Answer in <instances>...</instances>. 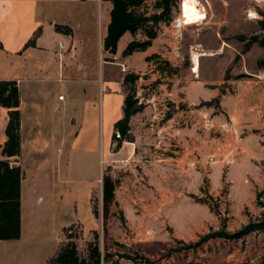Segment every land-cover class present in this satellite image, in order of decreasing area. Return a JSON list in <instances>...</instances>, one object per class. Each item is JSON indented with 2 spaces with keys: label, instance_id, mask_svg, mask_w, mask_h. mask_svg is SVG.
I'll return each mask as SVG.
<instances>
[{
  "label": "crops",
  "instance_id": "obj_1",
  "mask_svg": "<svg viewBox=\"0 0 264 264\" xmlns=\"http://www.w3.org/2000/svg\"><path fill=\"white\" fill-rule=\"evenodd\" d=\"M111 8L103 0H0V81H15L20 101V154L9 160L22 173L20 237L0 242L21 243L23 221L34 202L59 208L72 190L78 215L86 214L76 219L89 221V194L101 183L102 198L107 167L128 171L115 187L113 202L127 222L148 223L160 215L170 221L191 207H203L209 215L206 204L190 199L205 182L209 195L219 192L224 179L231 190L237 181L250 182L264 198V82L225 81L222 68L214 77L200 62L215 60L194 53L190 69L178 71L182 50L177 59L178 42L165 24L144 51L123 55L130 42L147 40L141 31L126 32L111 54L103 49ZM55 25L70 33L56 32ZM31 40L34 45L24 49ZM157 57H167L173 72L159 69ZM129 74L138 76L135 91L143 96H168L175 113L202 105L236 134L208 138L194 125L177 130L168 125L158 133L150 126L151 109L144 106L129 120L130 140L115 143L114 124L123 117V80ZM7 121V110L0 107V146L7 139ZM74 153L82 177L63 196L60 175L65 157Z\"/></svg>",
  "mask_w": 264,
  "mask_h": 264
},
{
  "label": "rangeland",
  "instance_id": "obj_2",
  "mask_svg": "<svg viewBox=\"0 0 264 264\" xmlns=\"http://www.w3.org/2000/svg\"><path fill=\"white\" fill-rule=\"evenodd\" d=\"M199 2L206 19L197 17L194 0H177L172 9V21L168 27L183 55L181 67L177 70L190 69L194 53L201 55L200 59L208 57L215 60L213 64L200 62L202 69H207L214 77L218 75L217 70L222 68L221 77L224 80L247 82L256 79L264 82V68L256 65L264 57V50L259 46V42L264 40V30L261 29L264 0ZM156 10L153 0H146L139 8V11L149 15ZM178 17L183 19L184 29L173 28ZM246 44H250V47L245 52ZM163 68L173 72L167 66ZM77 158V153L65 157L64 172L58 185L60 195L69 194V186L82 177ZM127 172L122 168L107 167L103 176L111 174L117 186ZM204 188V194L194 196L196 200L190 199L195 203L204 199L209 195L206 182ZM258 192L250 182L245 186L240 181L231 190L224 179L219 192L209 195L215 201L214 212L209 215L203 207H191L185 210L187 213L174 216L170 221L160 215L148 223L123 220L120 208L113 203L105 234L101 183L89 194V221L85 219L79 222L76 219L78 205L75 191L72 190L70 200L65 198L64 206L59 208L47 202L37 206L34 202L23 221V241L18 244L0 242V264H54L57 255L71 245L75 247L78 259L84 263H91L92 253L97 250L100 264H259L264 256V234L258 232L237 240L209 239L197 248L171 253V250L198 242L200 237L209 233L224 231L233 234L249 222L263 219L264 198L261 196L258 199L262 207L258 206ZM23 206L27 207V204L23 202ZM78 216L84 219L86 214L80 211ZM147 231L149 233L146 235Z\"/></svg>",
  "mask_w": 264,
  "mask_h": 264
},
{
  "label": "trees",
  "instance_id": "obj_3",
  "mask_svg": "<svg viewBox=\"0 0 264 264\" xmlns=\"http://www.w3.org/2000/svg\"><path fill=\"white\" fill-rule=\"evenodd\" d=\"M111 3L110 23L107 27V34L103 40V49L111 54H115L117 42L120 37L129 32L134 35L141 31L147 40L130 42L123 52V55H130L133 52L144 51L150 46V40L154 39L159 30L160 24L169 25L172 21L173 8L177 0H153L156 12L148 14L139 11L146 0H103ZM56 32L69 34L70 30L66 27L55 25ZM261 29L264 30V22H261ZM256 41V38L254 39ZM34 45L33 40L25 44L24 49ZM259 46L264 50V40L259 42ZM250 44L245 45V52L249 49ZM1 48V45H0ZM258 68H264V57L256 63ZM159 69H164L159 66ZM138 76L129 74L124 77L123 84L125 86V98L122 107L123 117L114 124V131H118L120 139L113 140L120 144L122 141L130 140L129 120L130 118L141 112L142 105L138 104L135 98V82ZM227 80V78H225ZM19 89L15 81H0V107L7 110L8 121L5 128L6 142L0 146V241L18 240L20 237V185L22 173L18 166L12 165L9 158L18 157L20 154V113L19 107ZM206 103L205 105H210ZM102 187V212H103V230L106 234V225L110 216V207L114 202V191L117 182L109 175H104ZM204 194V191L201 190ZM206 194V193H205ZM262 192L256 193V204L262 207L259 198ZM193 199L196 200L194 196ZM198 203L206 204L213 211L214 199L208 194L204 199L197 200ZM264 234V218L253 222H249L240 231L229 234L224 231H218L200 237L198 242L184 245L183 248H176L172 252H180L189 248H197L209 239L225 238L237 240L251 233ZM54 264H100V257L97 250L92 253V262L84 263L78 259L74 246H67L55 258ZM259 264H264V256Z\"/></svg>",
  "mask_w": 264,
  "mask_h": 264
},
{
  "label": "built area",
  "instance_id": "obj_4",
  "mask_svg": "<svg viewBox=\"0 0 264 264\" xmlns=\"http://www.w3.org/2000/svg\"><path fill=\"white\" fill-rule=\"evenodd\" d=\"M173 28L180 30L183 27L177 22ZM176 58H180L179 48H177ZM155 62L159 66L173 65L167 57H157ZM191 70L193 72V68ZM121 71L125 72V68L121 67ZM135 98L138 100L139 105L147 106L151 109L150 126L152 129L157 130L158 133L163 128H167L168 125H171L174 130L184 125H194L202 135H206L208 138H224L228 133L236 134L229 122L225 120L217 122L215 115L209 114L202 105L184 106L175 113V105L168 96L152 95L145 97L140 92H135ZM58 99L62 100V96H59ZM177 114L179 115L176 116ZM114 136L115 139H120L118 131L114 132ZM237 138L239 139L240 137L237 136ZM157 144H160V142ZM148 233L147 231L146 235Z\"/></svg>",
  "mask_w": 264,
  "mask_h": 264
},
{
  "label": "bare ground",
  "instance_id": "obj_5",
  "mask_svg": "<svg viewBox=\"0 0 264 264\" xmlns=\"http://www.w3.org/2000/svg\"><path fill=\"white\" fill-rule=\"evenodd\" d=\"M194 4L196 5V11H197V17L199 18V19H206V14H205V12L204 11H202L203 9H201L200 7H199V5H200V2H199V0H194ZM179 23L180 24V26L181 27H183V29L185 28V26H184V21H183V19L182 18H180V17H178V19H177V21H176V23ZM195 69V67H193V70Z\"/></svg>",
  "mask_w": 264,
  "mask_h": 264
}]
</instances>
